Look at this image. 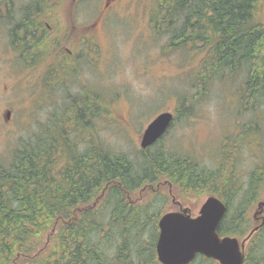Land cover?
Segmentation results:
<instances>
[{
  "label": "trees",
  "instance_id": "16d2710c",
  "mask_svg": "<svg viewBox=\"0 0 264 264\" xmlns=\"http://www.w3.org/2000/svg\"><path fill=\"white\" fill-rule=\"evenodd\" d=\"M152 7L150 24L169 34V46L195 48L201 43L207 48L196 78L202 88L212 73L244 70L242 92L248 106L251 91L264 97V0H155ZM14 33L20 40V31ZM212 50L215 61H210ZM22 54H27L24 48ZM183 100L180 96L178 115L187 112L180 106H190ZM70 105L74 108L69 114L63 110L62 116L53 117L59 120L50 124L47 138L41 134L23 142L12 160L0 165V264H159L153 260L157 213L154 220H146L154 227L147 246L135 248L151 204L141 205L140 198L132 196L138 188L157 184L159 191L171 184L184 195H216L229 208L237 200L225 221L240 228L227 231L245 235L244 214L262 194L264 163L249 172L241 186L233 158L240 141L254 148L263 140L259 124L250 121L236 138L223 140L230 144L233 138L237 145L219 151L214 170L187 153L163 148L140 149L143 161L138 163L108 148L92 131L91 116H97L101 106L75 110L73 99ZM256 246L255 255L264 264V238ZM246 255L249 260L248 250Z\"/></svg>",
  "mask_w": 264,
  "mask_h": 264
},
{
  "label": "rangeland",
  "instance_id": "374dc122",
  "mask_svg": "<svg viewBox=\"0 0 264 264\" xmlns=\"http://www.w3.org/2000/svg\"><path fill=\"white\" fill-rule=\"evenodd\" d=\"M154 1L119 0L106 21L93 30L96 43L91 46L90 55L81 56L83 62L79 73L70 75L64 82L65 89L51 92L46 98L37 81L30 83L34 76L23 59L26 55L18 54L16 33L8 30L9 23L19 18L18 12L28 5V0L13 1L10 14L0 15V165L10 162L23 142L41 134L46 137L50 124L59 120L53 117L62 116L63 110H68L69 114L74 108L70 105L73 96L86 95L84 99L76 100L75 110L83 108L87 111L90 106H101L97 116H91L92 131L108 148L138 163L143 161L140 157L141 135L153 117L162 111L173 112L174 120L160 140L150 147L151 151L163 148L187 153L201 166L212 170L218 167L219 151H231L237 145L233 138L230 144L226 141L227 146L223 140L232 135L236 138L238 132L245 131V125L256 122L261 126L259 132L263 140L260 139L254 148H250L248 142L240 141L238 156L233 158L236 183L245 185L249 171L264 163V97H256L255 104L248 106L247 97L242 92L246 79L244 70L212 73L203 81L205 87L202 88L196 78L201 74L200 65L206 49L201 43L195 48L184 44L182 47L169 46V34L161 33L159 26L153 29L150 24ZM102 4L103 0H79L71 13V0H64V21L66 24L72 19L76 23H89L95 13L97 16ZM41 5L48 8L50 2ZM151 19H154L152 14ZM49 22L54 23L50 16ZM80 33L81 37L83 31ZM22 46L24 48V43ZM82 47L89 49L87 45ZM215 59L212 50L210 61ZM98 95L99 101L96 99ZM90 96L94 100L89 99ZM180 96L184 98V105L190 106H180L179 109L183 107L187 112L178 115ZM8 108L10 116L7 119ZM77 133L82 135L79 131ZM251 137L254 138L248 135V139ZM162 189L166 193L170 191L195 213L207 196L188 191L184 195L173 186ZM132 194L142 199L138 201L141 205L151 204L145 221L154 220V214L163 210L162 202L168 199L169 204L171 200V194L165 195V199L164 194L153 187L138 188ZM263 197L264 187L259 199ZM232 204L230 211L237 205L233 201ZM250 205L244 214L247 219L252 217L255 201ZM149 221L134 239L137 241L135 248L145 247L150 241L154 227L148 224ZM192 264L211 263L196 259Z\"/></svg>",
  "mask_w": 264,
  "mask_h": 264
},
{
  "label": "flooded vegetation",
  "instance_id": "af4514ba",
  "mask_svg": "<svg viewBox=\"0 0 264 264\" xmlns=\"http://www.w3.org/2000/svg\"><path fill=\"white\" fill-rule=\"evenodd\" d=\"M13 1L14 0H10L9 2L6 1L4 3L0 2L1 17L6 16L7 13L10 14V9L12 8ZM77 1L79 0H71V13H73V11L75 10V4ZM49 2L50 6H48L47 8L42 6L41 4H48V0H28V8H26V11L22 13L23 9H20V11L18 12L19 18L9 23L10 30L20 31L21 34L20 36H17L18 38H20V40H17L15 38V46H17L16 51H18V54H22V43H24V49L26 48L27 50V52L25 51L27 53L26 57L23 56V59L25 62H28V70H30L34 76L33 81H31L30 83L35 84V82L37 81L40 84L42 94H45V98L51 92L65 89L64 82L69 79L70 75L74 74V72L79 73V68L81 70V64L83 62L81 61V56L85 58V55L87 53L90 55L89 51L91 50V46L96 43V36L93 30L101 22L104 23L106 19L111 15L110 12L114 9L115 6L119 4V0H103V4L97 16L95 13V15L91 17L93 19L91 22L76 23L72 19L71 22L66 24L64 21L65 13L63 11L64 0H49ZM32 3L35 5L33 7H29ZM49 16L53 20V24H50ZM10 19L13 20L14 17ZM80 31H83L81 37ZM79 41L81 42L78 47H76V44ZM82 42L85 44H81ZM83 45L89 46V49H82ZM44 58H47L48 60L44 61ZM37 70L41 71L35 74V71ZM4 88H6V86H4ZM255 98V93L251 91L249 96V106H253V104H255ZM72 99L76 104V100L80 101V96L75 95L72 97ZM89 99L94 100V97L90 96ZM5 116L7 119L9 118V108L7 109V114H5ZM252 170H250L249 172H251ZM159 187L160 184H157L155 187H153V189L158 193H162V195L164 194L163 196L165 197V199L166 196L168 197V195L171 194V200L169 204L168 199L162 202L163 210H161L157 215L158 231V221L167 212L185 211L184 214H188L191 217H195L198 214L200 207L195 213L190 209V207L184 205L181 200H177L170 191L166 193V191H164L165 189H161L159 192ZM167 187H172V185L168 184ZM161 191H163L164 193ZM141 200L142 199H138L137 201ZM260 201L261 199L255 202L256 207L253 210L252 217L248 219L247 224L249 225V227L248 225H246L247 232L243 237L235 236L233 235V233L227 231L231 229H238L240 228V225L236 224L234 226H231L229 222L225 221L226 218H230V214H227L228 212H230V209L227 202L224 201L226 205V212L218 225V227L221 228L222 233L218 232V228L217 232L220 237H235L238 239L240 244L243 243L242 251L244 259L242 264H262L257 261L258 258L255 255L257 241L259 244L261 242V238H264V205L259 209L258 203ZM237 202V200L234 201V203ZM154 250L155 257L153 258V260L157 261L159 264H162L158 259L156 248H154ZM247 250L250 252L249 260H247L246 255ZM196 259L209 261L211 264H223L220 263L217 259L207 257L202 254H197L194 259L188 264H192Z\"/></svg>",
  "mask_w": 264,
  "mask_h": 264
},
{
  "label": "water",
  "instance_id": "95a60500",
  "mask_svg": "<svg viewBox=\"0 0 264 264\" xmlns=\"http://www.w3.org/2000/svg\"><path fill=\"white\" fill-rule=\"evenodd\" d=\"M173 113L157 114L144 129L140 147L154 144L168 129ZM264 200L258 203L260 209ZM182 212H167L158 221L159 233L155 248L162 264H188L197 254L217 259L223 264H242L243 243L235 237H220L217 228L226 212L225 203L208 195L195 217Z\"/></svg>",
  "mask_w": 264,
  "mask_h": 264
}]
</instances>
